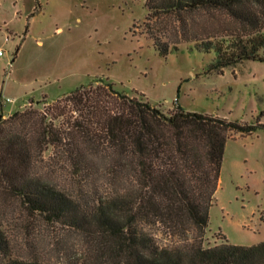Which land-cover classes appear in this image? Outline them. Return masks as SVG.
<instances>
[{
    "label": "trees",
    "instance_id": "1",
    "mask_svg": "<svg viewBox=\"0 0 264 264\" xmlns=\"http://www.w3.org/2000/svg\"><path fill=\"white\" fill-rule=\"evenodd\" d=\"M145 4L147 20L172 14L183 40L214 53L207 71L264 61V0ZM188 14L210 28L200 32ZM147 35L168 53L171 42ZM31 103L0 114V264H46L20 252L11 232L37 216L84 238L67 264H264V240L204 245L225 143L264 130L259 119L163 111L100 77L42 108ZM62 173L79 180L82 196L57 183Z\"/></svg>",
    "mask_w": 264,
    "mask_h": 264
},
{
    "label": "rangeland",
    "instance_id": "2",
    "mask_svg": "<svg viewBox=\"0 0 264 264\" xmlns=\"http://www.w3.org/2000/svg\"><path fill=\"white\" fill-rule=\"evenodd\" d=\"M146 15L145 0H0V114L31 99L42 108L43 100L100 77L163 111L179 106L264 123V61L207 71L214 53L183 40L175 16ZM187 20L202 33L210 28L204 15L188 14ZM147 31L171 42L167 54ZM56 181L82 196L76 177L62 173ZM214 196L204 245L264 240L262 128L227 139ZM11 232L20 252L46 264H67L85 245L80 234L38 216L12 225Z\"/></svg>",
    "mask_w": 264,
    "mask_h": 264
},
{
    "label": "crops",
    "instance_id": "3",
    "mask_svg": "<svg viewBox=\"0 0 264 264\" xmlns=\"http://www.w3.org/2000/svg\"><path fill=\"white\" fill-rule=\"evenodd\" d=\"M67 92V91H66ZM66 92H63V93H61V94H59L58 96H61V95H63L64 93H66ZM58 96H56V97H58ZM24 105V104H23ZM13 111V110H12ZM11 112V111H10ZM9 112V113H10ZM9 113H7V114H9ZM7 114H3V116L5 117Z\"/></svg>",
    "mask_w": 264,
    "mask_h": 264
},
{
    "label": "built area",
    "instance_id": "4",
    "mask_svg": "<svg viewBox=\"0 0 264 264\" xmlns=\"http://www.w3.org/2000/svg\"><path fill=\"white\" fill-rule=\"evenodd\" d=\"M3 54V51L0 49V55H2ZM8 99V98H7Z\"/></svg>",
    "mask_w": 264,
    "mask_h": 264
}]
</instances>
